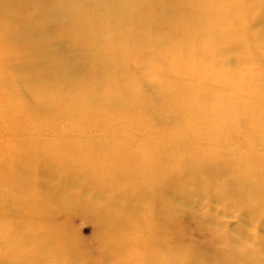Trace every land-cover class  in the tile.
I'll return each mask as SVG.
<instances>
[{"label":"rangeland","instance_id":"rangeland-1","mask_svg":"<svg viewBox=\"0 0 264 264\" xmlns=\"http://www.w3.org/2000/svg\"><path fill=\"white\" fill-rule=\"evenodd\" d=\"M17 1L31 4L47 0ZM60 1L76 7L81 18L91 14L95 3ZM193 4L213 7L203 0H149L143 17L151 15L153 19L141 25L145 28L142 40L139 36L133 38L131 26L117 29L111 25L115 28L111 39L124 34L127 38L118 49L107 42L106 49L113 50H108L113 56H105L106 65L115 67L116 61L123 62L116 67L118 75L110 80L95 63L105 49L82 40L70 41L68 31L61 29L63 25L45 17L41 10L32 11V21L39 22L42 29L38 48L47 67L33 66L19 84L25 85L28 93L29 88L32 91L38 87L31 79L48 73L50 86L64 105L92 94L93 117L72 132L67 121L57 128L39 121L27 127L26 135L14 137L10 130L1 131L0 127V142L15 141L14 148L21 140L64 144L70 137L89 143L93 147L91 156L98 158L104 150L101 147L107 148L102 143L112 144L94 121L104 117L110 126H117L112 137L124 140L121 156L106 152L109 158L118 159L112 169L125 166L128 170L124 181L119 176L111 179L99 171L90 172L86 165L80 166L88 175H69L73 183L60 195L69 204H50L38 214L48 225L43 240L48 259H42V264H155L158 259L159 264H264V0L248 4L246 19L242 18L240 4L227 2L231 12L222 13H231L227 19L231 27H236L235 20L244 19L241 34L211 20L215 30L211 41L223 40L224 52L203 46V34L194 31L193 26L181 28L175 23L177 18L172 17L184 11L191 13L189 19L195 17ZM259 5L262 13L257 19ZM96 16L100 24L103 20L107 23L101 28H107L115 19L113 14L105 18L100 11ZM14 18L10 30L17 31L22 24ZM10 30H0V52L15 53L10 60L0 58L5 67L20 55L16 47L1 45L12 33ZM154 38L158 41L148 52ZM192 44L197 50L185 51L192 49ZM180 52L183 64L174 66L171 58ZM137 57L141 58L139 62ZM54 61L59 69L53 67ZM188 66H195L196 71L183 73ZM156 67L163 75L158 76ZM171 69L182 75L177 77ZM107 97L111 109L108 104L101 106ZM231 98L234 105L229 103ZM27 100L34 102L37 98ZM58 132L61 137L54 138ZM45 153L41 152L43 156ZM77 154H81L79 148ZM52 175L57 179L50 181L43 173L28 178L30 184L24 182L16 196L8 197V188L0 191V217L12 232L25 233L27 239L37 234L33 226L36 204H31L27 196L30 188L36 186L34 192L38 193L48 186L46 194L55 197L63 184L58 180L59 171ZM109 217L119 224L111 225ZM151 232L157 237L153 243L146 241ZM3 234L5 230L1 229L0 237ZM135 242L138 244L133 248ZM149 243L154 248L160 246L162 252L148 261ZM0 249L3 254L4 247L0 245ZM34 249L40 248L34 244L28 248L29 253Z\"/></svg>","mask_w":264,"mask_h":264},{"label":"bare ground","instance_id":"bare-ground-1","mask_svg":"<svg viewBox=\"0 0 264 264\" xmlns=\"http://www.w3.org/2000/svg\"><path fill=\"white\" fill-rule=\"evenodd\" d=\"M194 1V0H193ZM204 2H211L213 7L206 8L203 6H194L193 9L195 17L193 19H189L190 12L184 11L177 18L175 23L178 24L181 28L186 26H193L194 31H201L203 34L202 43L206 48L217 49L218 52H224L225 44H221L223 40L220 42V38L218 39V43H213L211 39L214 38V29L211 28V20L215 21V25H219L222 28H230L234 33H243L245 28L244 19L247 18L246 10L248 9V4L251 2H257L258 0H203ZM234 1L235 4H240V8L244 11L242 18L235 20L236 27L229 26V22L227 19H230L231 13H222L231 12V9L228 8L227 2ZM246 2V3H245ZM149 3V0H95V3H92L93 11L86 18H81L79 16V10L76 7L65 5L61 3L60 0H47L46 2H32L31 4L20 3L16 0H0V30L8 31L14 27V21L16 23L22 24V27L16 30H10V37H4L2 40V46L4 47H13L17 48V51L20 53L18 55V60H15L11 66L5 67L0 63V127L1 131L4 129L10 130L13 134V137L16 135H26L27 127L36 124L39 121H42L47 126L56 127L60 122L67 121L70 123V130L77 131L80 128V123L86 124L92 120L93 114H91V110L93 109V102L95 101L92 94H88V96L83 97L80 100H71V102L67 105L63 103L65 101L59 100L57 97L58 93L54 90L50 85L51 77L48 73L46 75H40L38 78H32L31 81L38 87H33L28 89V93L25 91V85L19 84L22 80L24 81V77L28 76L29 71L33 68V66L42 65L43 67H47L46 58L43 56L42 52L39 50L40 46V38H41V26L39 22H33L32 11L35 9L41 10L44 12L45 17H52V20L56 24L63 25L64 27L61 29H65L67 34L69 35L70 41L78 40V41H86L88 45H96L98 48L105 49V53L102 56H97V60L95 63L102 68V75L110 80L112 77L118 75V71L116 70L117 66H120L123 62L122 60L116 61L115 67L107 66L105 56L111 55L109 51H113L111 49H106L107 42H109L108 46H112L113 49H118L120 43L127 38V36L122 35L117 38H112V34L115 31V28L131 26L135 32L134 37L141 38L145 33V28L141 27L142 24L148 25L151 19V15L148 17H143L144 10L146 9L145 5ZM215 4V5H214ZM231 4V3H230ZM243 6H245L243 8ZM260 6V5H259ZM200 8V9H199ZM152 9V8H151ZM101 12L102 15L109 17L111 14L114 15L115 19L112 24H108L107 26L115 25L113 27H103L107 23L104 20L100 24L99 16H96L97 12ZM14 12L17 14L15 15ZM223 14V19H221V14ZM262 13V8L258 9L257 19L260 18ZM229 14V15H224ZM220 15V16H219ZM155 17V15H153ZM144 18V21L142 20ZM217 18V19H216ZM153 22V20H152ZM68 25V28L65 26ZM102 25V26H100ZM177 25V26H178ZM100 26V27H99ZM140 28L138 30L137 27ZM117 28V29H118ZM122 28V29H123ZM173 29L177 30V28ZM128 30V29H125ZM4 33V32H3ZM70 33H73L70 35ZM127 34V33H126ZM132 35V34H131ZM212 35V36H210ZM212 37V38H211ZM191 36L189 37V39ZM244 39V36L242 35ZM217 39V38H216ZM158 38H154L152 41V45H148V52L151 48H153V43H156ZM194 42V41H193ZM39 44V45H37ZM167 49L171 48V45H166ZM116 47V48H115ZM190 48V47H189ZM192 49H186L188 53L195 52L197 50V45L192 44ZM143 49V48H141ZM109 50V51H108ZM122 53H126V49H121ZM15 53H12V50L8 52H0V58H5L6 60H10L15 57ZM137 55H142L141 53H137ZM177 57L171 58L173 65H181L183 64V59L181 57V52L177 54ZM184 55H187L184 53ZM220 55V54H219ZM121 58V57H119ZM140 57H137V62L140 61ZM144 59V58H143ZM143 61V60H142ZM56 62L54 61V64ZM143 63V62H141ZM147 63V62H146ZM59 63L55 64L53 67L55 69L58 68ZM103 66V67H102ZM152 67V66H151ZM195 66H188L187 68H183V73H191L192 71H196ZM158 74V67L155 69ZM177 77L182 75L177 69L171 71ZM197 72H199L197 70ZM172 73H169L170 76L173 77ZM163 75L162 72L158 74ZM32 77V76H31ZM103 77V78H104ZM220 83V82H219ZM212 85H216L221 87L220 84L213 83ZM49 87H51L49 89ZM240 87V85H238ZM54 90V91H53ZM240 90V89H239ZM31 91V92H30ZM36 96L37 100L34 102H30L27 100V97ZM108 96V94H106ZM231 105H234V98H231L229 101ZM101 106H105L104 104H108L111 109L113 106L110 104V98H105V101L101 102ZM96 118V117H94ZM90 120V121H89ZM86 121V122H85ZM96 121L99 128L105 132L107 135L105 138L108 140L111 139V143H102V145H107L106 147H101L104 150L101 151L102 155L98 158H94L91 156V151L93 147L89 143L83 142L78 139L66 137V141L64 144L60 142H48L43 140H21L15 143L14 148H12V143L0 142V191L4 188H8L7 196H11L12 194L18 195V190L23 187V184H30L27 179L32 178L35 174L43 173L48 180L57 179L56 176L52 175L53 171H59L58 180L62 182L63 186H61L59 190V195L56 196L47 195L46 191H48L49 187L46 186L44 190L40 189L39 192L35 193L37 187L29 189L28 200L31 204H36V209L33 211V226L36 228L37 234L31 235L29 239L25 233H14L11 231L10 227L5 226L3 223L4 218L0 217V230H5V235L3 234L0 237V245L4 247V253L0 254V264H42V259L45 261L48 259V253L46 249V244L44 245L43 240L47 236V224L41 220L44 218H40L38 214H42V211L46 208H50V204H69L67 200L61 199V194L68 190L67 186L72 184V180L69 178V175H78L85 176L88 175L84 171H81L80 165H86L87 168L93 170L94 172L99 171L106 178L114 179V177L119 176L121 181L126 180L127 178V168L125 166H117L118 169H112L114 164L117 163L118 159L113 157H108L106 152H113L117 155L121 156V153L125 152L123 149V139L113 138L112 134L117 132V126H110L107 118L98 117ZM58 122V123H56ZM56 123V124H55ZM83 124V126H84ZM63 128V127H62ZM129 128V127H128ZM131 129V128H130ZM61 137V133L58 132L54 138ZM117 136V135H115ZM117 139V141L115 140ZM19 140V139H17ZM115 140V142H114ZM43 141V142H42ZM78 148L81 151V154H77ZM47 151L45 155L41 154V152ZM99 159V160H98ZM98 160V161H96ZM70 162L69 164H66ZM73 162V164H71ZM99 162H103L101 164ZM52 163V164H51ZM79 164V165H78ZM68 165V166H67ZM80 167V168H79ZM45 170V171H43ZM71 180V181H70ZM117 183V182H116ZM122 184V182H120ZM115 186L117 184H114ZM32 187V186H29ZM62 189V190H61ZM73 199V196H71ZM81 196L79 197V199ZM75 199V197H74ZM78 199V198H77ZM50 205V206H49ZM63 207V206H62ZM61 207V208H62ZM109 222L111 225L119 224L115 222L114 217H109ZM5 226V227H4ZM29 226V225H28ZM8 234V235H6ZM4 236V237H3ZM3 237V238H2ZM151 238V239H150ZM157 237L154 232L148 234L146 241L153 243ZM133 248H136L138 242ZM149 243V244H150ZM36 245V249L33 250L32 253L28 248L32 245ZM149 250V256L147 255L148 261L151 260L154 256H157L162 252L160 250V246L157 247L152 246L151 244L147 246ZM18 248V249H17ZM41 249H43L41 251ZM19 250V251H18ZM46 251V252H45ZM3 250L0 249V253ZM42 254H38L41 253ZM45 252V253H44ZM121 253V250H120ZM5 255L8 258L3 259L2 256ZM127 255V253L125 254ZM121 255V256H125ZM104 258V257H103ZM177 258V255H176ZM175 258V259H176ZM41 259V261H40ZM174 259L170 256V260ZM124 260H128L127 257ZM158 262V263H157ZM159 259L155 264H159ZM46 264V263H45ZM145 264V263H143Z\"/></svg>","mask_w":264,"mask_h":264}]
</instances>
